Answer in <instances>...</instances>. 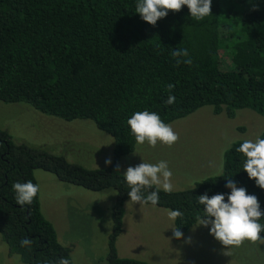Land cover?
Instances as JSON below:
<instances>
[{"label":"trees","instance_id":"obj_1","mask_svg":"<svg viewBox=\"0 0 264 264\" xmlns=\"http://www.w3.org/2000/svg\"><path fill=\"white\" fill-rule=\"evenodd\" d=\"M136 4L137 0H0V101H23L64 121L90 120L113 140L111 165L87 169L44 148L14 143L0 128V239L23 264L70 259L68 247L58 242L40 211L38 194L30 205L16 203L13 183L36 184L34 169L89 191L113 189L102 264H149L117 256L114 246L123 203L130 198L124 176L115 169L136 144L128 118L148 110L168 124L204 105L227 118L238 109L264 116V0H212V14L200 21L191 18L185 5L180 11L169 10L155 26L141 18ZM178 49L188 50L190 65H177L172 52ZM169 83L174 85L171 92ZM169 95L176 100L166 105ZM258 136L264 139V130ZM242 142H232L223 152L220 173L187 189H160L158 204H144L179 209L183 215L172 220V226L184 233L204 215L198 196L230 193L225 185L232 179L256 195L264 211V189L248 177L243 169L246 157L236 151ZM153 190L155 186L144 195ZM259 222L264 224V217ZM260 236L264 238V231ZM24 237L32 239L31 247H21Z\"/></svg>","mask_w":264,"mask_h":264},{"label":"rangeland","instance_id":"obj_2","mask_svg":"<svg viewBox=\"0 0 264 264\" xmlns=\"http://www.w3.org/2000/svg\"><path fill=\"white\" fill-rule=\"evenodd\" d=\"M168 124L179 134L178 141L172 146L158 141L154 148L147 141L136 143L131 153L119 159L122 175L128 166L164 160L173 173V190L190 188L220 173L222 154L232 142L255 140L264 130V116L238 109L232 118H227L223 112L213 114L211 106L204 105ZM0 128L14 143L44 148L87 169L106 167L105 159L111 158L112 138L96 129L90 120L64 121L40 113L23 101H0ZM33 175L40 188V211L52 224L58 242L68 247L70 261L104 263L115 191H89L58 181L41 169H34ZM168 212L126 199L121 232L114 243L117 256L149 264H264V244L245 240L238 247H225L210 234V225H198L199 221L175 240ZM0 264H23L1 239Z\"/></svg>","mask_w":264,"mask_h":264},{"label":"clouds","instance_id":"obj_3","mask_svg":"<svg viewBox=\"0 0 264 264\" xmlns=\"http://www.w3.org/2000/svg\"><path fill=\"white\" fill-rule=\"evenodd\" d=\"M212 0H137L136 12L141 18L149 24L155 26L158 19L167 16L169 10L180 11L182 6H187L191 18L200 21L212 14ZM255 10V9H254ZM177 57V65L181 62L191 64L187 49H178L172 52ZM180 57H188L183 61ZM174 85L169 83L167 89L169 92ZM176 97L169 95L165 101L166 105L175 103ZM127 124L134 135L136 143L143 144L145 141L155 147L158 143L172 146L179 139V134L174 132L170 124H166L156 112L148 110L137 111L127 120ZM237 152L242 153L246 159L243 163V169L247 172L250 179H254L257 186L264 189V139L259 136L255 140L245 139L236 148ZM111 158L105 159L106 165H111ZM116 171L120 172V165L117 164ZM173 173L168 166V162L161 160L158 163L142 162L136 166H128L123 176L130 188L128 196L133 203H149L156 205L159 202V190L166 193L173 191L171 177ZM147 196L144 190L151 189ZM13 190L15 192L16 203L23 207L30 205L33 199L40 191L39 185L31 180L27 182H14ZM225 187L231 189L230 193H216L211 197L205 192L198 196V203L203 205V216H198V225L208 227L210 225V234L225 247L240 246L245 240L253 243L264 244V238L260 233L264 231V224L259 221L264 217V211L260 208L258 197L254 194H248L245 187H238L232 179H227ZM227 195V201L225 196ZM183 213L179 210H170L168 216L175 221ZM173 236L181 239L183 233L179 228H172ZM33 241L29 237L20 240L21 247H31ZM40 264V262H38ZM43 264H49L44 261ZM57 264H73L69 258L61 257Z\"/></svg>","mask_w":264,"mask_h":264}]
</instances>
